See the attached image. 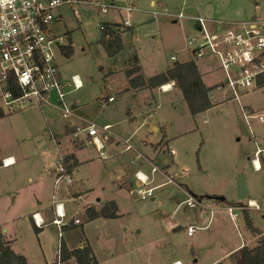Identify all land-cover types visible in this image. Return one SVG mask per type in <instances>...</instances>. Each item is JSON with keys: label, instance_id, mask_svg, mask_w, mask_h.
I'll list each match as a JSON object with an SVG mask.
<instances>
[{"label": "rangeland", "instance_id": "rangeland-1", "mask_svg": "<svg viewBox=\"0 0 264 264\" xmlns=\"http://www.w3.org/2000/svg\"><path fill=\"white\" fill-rule=\"evenodd\" d=\"M257 5L264 8V0H138L132 26L122 27L123 47L113 55L100 43V23H121L118 12L84 7L76 17L68 8L62 9L63 20L56 29L73 50L71 55L58 53L56 60L64 79L78 75L83 81L82 87L67 95L76 116L72 121L94 124L104 147L97 149L93 136L86 132L76 135L75 127L67 126L68 120L51 107L42 110L31 105L0 116V160L7 155L15 159L14 164L0 165V225L3 231L9 230L14 249L26 254L29 264H47L30 214L40 201L49 202L55 169L60 157L68 153L77 159L74 183L59 193L70 198L66 220L73 224L78 217L81 223L68 227L66 233L63 230V237L72 244L93 243L102 264H167L169 257L190 264L195 259L196 264L211 263L241 238L253 243L255 236L245 227L243 210L236 221L226 210L249 198L260 206L247 210L264 233V156L259 157L260 170L251 161L255 141L264 147V122L253 118L249 127L242 111L246 106L264 112V86L251 87L254 90L242 93L239 100L231 97L227 86H215L210 91L214 105L196 115L174 85L163 92L159 87L154 93L149 89L119 94L134 54L143 73L152 76L173 63L172 54L180 60L189 58L186 34L196 33L193 16L243 21L254 16ZM180 11L184 17H177ZM205 69L202 66L200 72L206 84L223 78ZM108 95L116 100L107 102ZM51 102H56L55 96ZM105 124L111 128L103 132ZM165 139L168 143L160 150ZM153 164L159 170L151 176ZM137 169L153 181L144 186L135 175ZM240 175L248 190L245 199L238 198ZM170 177L176 182H169ZM162 182L154 199L133 195ZM190 197L194 206L188 203ZM111 200L119 206L118 217L86 222L87 206ZM75 210L80 213L74 214ZM174 223L180 225L172 231L168 227ZM191 223L200 229L188 236L186 226ZM42 231L46 254L56 258L57 226L48 222Z\"/></svg>", "mask_w": 264, "mask_h": 264}, {"label": "built area", "instance_id": "built-area-1", "mask_svg": "<svg viewBox=\"0 0 264 264\" xmlns=\"http://www.w3.org/2000/svg\"><path fill=\"white\" fill-rule=\"evenodd\" d=\"M95 7L101 13L111 9L118 12L123 27H131V17L138 9V0H0V109L7 113L16 109H26L31 105L52 106L60 111L63 120H76L74 107L68 101L67 95L72 90L83 86V81L78 75L71 79L61 76L60 68L56 60L58 53H66L71 43L63 42V34L58 32L56 24L63 20L62 9L68 8L74 16L78 17L80 8ZM183 11L177 17H184ZM196 21V33L186 34L189 60H194L197 65L220 71L223 78L215 86L221 88L227 86L231 97L239 100L244 91L260 86V79L264 78V8L256 6L252 18L243 21H227L212 19L206 16H193ZM172 62L179 58L172 54ZM162 91L164 85L160 86ZM55 96L56 102H51ZM225 97L229 98L228 92ZM107 102H114L115 96L108 95ZM243 116L248 126L251 119L256 118L264 122V112H255L242 107ZM70 124V122H69ZM75 134L86 132L93 136V142L97 149L104 146L97 136L98 130L94 124H75ZM109 124L102 128L103 132L110 129ZM253 133L252 128H250ZM104 133L102 138H106ZM110 138V137H109ZM108 138V139H109ZM129 141V139L127 140ZM130 144L127 149L131 148ZM172 155L176 154L174 148H169ZM263 149L257 148L251 159L256 170L261 169L259 161ZM143 157L141 154L139 155ZM14 161L8 158L2 159L3 166H9ZM159 170L157 165H152L151 176ZM73 170H69L61 156L54 172V188L51 203L54 208L55 218L53 223L59 233L58 252L51 264H63L60 261V239L63 237L67 209L63 193H59L62 187H70L74 183ZM137 179L144 185L153 181L148 174L137 169ZM169 182H176L175 177H170ZM165 182L140 188L135 192L136 197H154ZM241 205H228L226 210L231 219L236 221L242 210L248 208L260 209L258 203L252 199ZM188 203L194 206L195 202L190 197ZM36 226L44 225V219L39 212L32 214ZM75 223H81L79 218ZM200 229L191 224L187 227V234L194 235ZM174 264H181L180 261Z\"/></svg>", "mask_w": 264, "mask_h": 264}, {"label": "trees", "instance_id": "trees-1", "mask_svg": "<svg viewBox=\"0 0 264 264\" xmlns=\"http://www.w3.org/2000/svg\"><path fill=\"white\" fill-rule=\"evenodd\" d=\"M122 27L121 23L112 24L107 21L100 23V43L108 54H117L122 49ZM72 50V47H69L66 50V54L71 55ZM130 61L131 64L129 65L128 62L129 66L125 69V75L129 84L126 90H153L159 88L161 85L173 82L174 86L182 91L191 114H199L214 105L210 98V91L214 86L205 84L202 73L194 60L185 62L175 61L168 65L165 70L152 76H145L142 73L137 54H134ZM260 85L264 86V78L260 79ZM3 115H5V112L0 109V116ZM64 163L71 171L77 164L75 155H65ZM196 197L198 198V196ZM216 199L219 201V198ZM85 212L86 222L100 217L116 218L119 216V206L116 201L111 200L99 207L93 205L87 206ZM243 218L246 229L257 238V244L255 246L243 245L229 255V260L232 264H264V234L254 224L253 218L249 215L247 209L243 210ZM72 225L68 224L66 228ZM34 229L36 232H39L41 228L34 224ZM70 259H74L76 264H99L90 244L70 249L62 237L60 239V261L65 262ZM0 264H28L27 258L23 254L15 252L12 248L11 240L6 237L1 225ZM217 264H221V262Z\"/></svg>", "mask_w": 264, "mask_h": 264}, {"label": "crops", "instance_id": "crops-1", "mask_svg": "<svg viewBox=\"0 0 264 264\" xmlns=\"http://www.w3.org/2000/svg\"><path fill=\"white\" fill-rule=\"evenodd\" d=\"M189 57H190V55H189ZM139 59V58H138ZM189 60V58L188 59H186V60H180L179 59V61H182V62H185V61H188ZM170 65V64H169ZM168 66V65H167ZM166 66V67H167ZM166 67L163 69V70H165L166 69ZM198 67H199V70L200 69H202V65H198ZM142 69V68H141ZM162 70V71H163ZM207 72H209V73H221L220 71H218V70H215V69H211V68H206L205 69ZM125 73V72H124ZM142 73H143V71H142ZM144 74V73H143ZM145 75V74H144ZM221 75H223L222 73H221ZM126 76V75H125ZM145 76H150V75H145ZM223 77V76H222ZM222 79V78H221ZM221 79H219V80H217V81H215L214 82V84H212V85H208V86H214L215 87V85L218 83V82H220V80ZM126 84H125V86L123 87V88H121L120 90H119V94L120 95H122V94H124L125 92H130V91H136V92H138L139 91V93H141V92H146V91H148L149 89H129V90H126L127 89V87H128V79H127V77H126ZM166 84H170L171 85V87L173 88V85H174V83L173 82H170V83H166ZM206 84V83H205ZM213 87V88H214ZM258 87H262V85H260V86H258ZM212 88V89H213ZM157 89H153V93L156 91ZM158 90H161V89H158ZM254 90V89H253ZM162 91V90H161ZM168 91V90H167ZM163 92V91H162ZM244 92H247V91H244ZM244 92H242V93H244ZM153 97H155V96H153ZM116 100V99H115ZM214 104V103H213ZM51 107V108H53V109H56V110H58L57 108H54V107H52V106H48V105H44V106H41V109L43 110V107ZM251 110H253V108L251 109ZM59 111V110H58ZM59 114H60V111H59ZM47 115L45 114V117H46ZM47 118V117H46ZM69 122H70V124H69ZM260 122V121H259ZM72 123H73V121L72 120H68L67 121V126H72ZM155 129H157V127H155ZM252 130H253V128H252ZM254 131V130H253ZM93 139V138H92ZM164 142H162L160 145H159V149L160 150H162L163 148H164V146L168 143L167 142V139H165V140H163ZM256 142V150H257V148L259 147V148H261V149H263V153L261 154V155H263L264 156V147H262V146H260L258 143H257V141H255ZM169 149V148H168ZM255 150V151H256ZM68 154H74V153H68ZM68 154H66V155H68ZM255 154V153H254ZM65 156V155H64ZM144 156V155H143ZM12 158L11 160H13L14 162H13V164L15 163V159H14V157L12 156V155H7V156H4L2 159H4V158ZM147 158L149 159V160H152L150 157H148L147 156ZM2 159H1V161H2ZM77 160V159H76ZM259 161H260V159H259ZM261 164V163H260ZM3 165V164H2ZM76 167V166H75ZM74 167V168H75ZM74 168H72V170H74ZM261 169H262V165H261ZM256 170V169H255ZM52 186H53V188H54V176H53V184H52ZM52 188V189H53ZM51 196H52V190H51ZM63 199H64V197H63ZM69 199L70 198H68V199H66L65 198V205H66V209H67V201H69ZM249 199H251V198H249ZM252 200H254V199H252ZM255 201V200H254ZM101 205H103V204H101ZM96 206V205H95ZM96 207H99V206H96ZM252 209H254V208H251V210ZM35 212H39L40 214H41V216L43 217V219H44V225L43 226H41V227H39V228H41L40 229V231L39 232H37V239H38V243H39V246H40V251H41V253H42V255H43V257H44V259H45V261H46V263L47 264H51V262H52V260L55 258V256L54 255H47L46 253H48V250H47V246H46V242H45V240H43V239H41V237H42V235H43V227L48 223V222H51L53 225H55L54 223H53V219L55 218V212H54V208H53V205H52V203H51V197H50V199H49V202L45 205V204H43L42 203V201H40V203H39V205H38V207H37V209H35L34 211H32L31 212V214H30V219H31V223H32V225H33V227H34V220H33V218H32V214L33 213H35ZM80 212V210H75V212H74V214H78ZM100 218H103V217H100ZM96 219H98V218H96ZM104 219H109V218H104ZM95 220V219H94ZM93 220H91V221H88V223L89 222H92ZM73 224L75 225V224H79V223H75L74 222V220H73ZM191 224H193V223H191ZM191 224H189V225H191ZM180 225V224H179ZM177 223H174V224H171V225H169V229L170 230H172V231H174V230H177V228H178V226H179ZM189 225H187L186 226V233H187V227L189 226ZM68 226V225H67ZM2 227V226H1ZM38 227V226H37ZM68 228V227H67ZM66 228V226H64V229L63 230H65V233L67 232V229ZM236 228H238V227H236ZM5 233V235H6V237L9 239V240H11V244H12V248L14 249V245H13V239H12V237H10V233H9V230H6V232H4ZM263 233V232H262ZM264 234V233H263ZM188 235V234H187ZM189 236V235H188ZM193 236V235H192ZM63 239L65 240V242H66V244L68 245V247L70 248V249H72V248H75V247H80V246H82V245H84V244H72L69 240H67V238L64 236L63 237ZM58 243H59V240H58ZM257 244V239H256V237L254 238V241H253V243H251V244H249V243H247V241H246V239L245 238H241L240 239V241H238L237 243H235L234 245H232V247H230L229 249H227L224 253H221L220 255H219V257H217V259H215L213 262H215V263H213V262H211V263H208V264H217L218 262H221V264H232L231 262H230V260H229V255L233 252V251H235L236 249H238V248H240V247H242L243 245H248V246H255ZM91 246H92V248H93V251H94V253H95V255H96V257H97V259H98V262H99V264H102V262H103V260H102V257H100V253L98 252V250H97V248L95 247V245L93 244V243H91L90 244ZM15 250V249H14ZM15 252H17L16 250H15ZM33 252H35V249H32V254H34ZM17 253H20V252H17ZM21 254V253H20ZM25 256H26V258H27V262H28V264H29V258L27 257V255L25 254ZM176 261H180L181 262V264H190L187 260H183V259H181V258H178V257H169L168 259H167V264H174V262H176ZM217 261V262H216ZM67 263H71V264H76V262H75V260L74 259H70V260H67V261H65V262H63V264H67ZM194 263L196 264V259H195V261H194Z\"/></svg>", "mask_w": 264, "mask_h": 264}, {"label": "water", "instance_id": "water-1", "mask_svg": "<svg viewBox=\"0 0 264 264\" xmlns=\"http://www.w3.org/2000/svg\"><path fill=\"white\" fill-rule=\"evenodd\" d=\"M0 165H2L1 160H0ZM133 195L136 197L135 192H133ZM247 196H248V190L245 186V180L243 175H240L238 179V198L245 199ZM152 199H154V197H152ZM3 232H6V230H4Z\"/></svg>", "mask_w": 264, "mask_h": 264}, {"label": "bare ground", "instance_id": "bare-ground-1", "mask_svg": "<svg viewBox=\"0 0 264 264\" xmlns=\"http://www.w3.org/2000/svg\"><path fill=\"white\" fill-rule=\"evenodd\" d=\"M164 86H165V89L167 90L170 88L171 85L170 84H164ZM8 159H9V161H13V160H11L12 158L8 157Z\"/></svg>", "mask_w": 264, "mask_h": 264}]
</instances>
